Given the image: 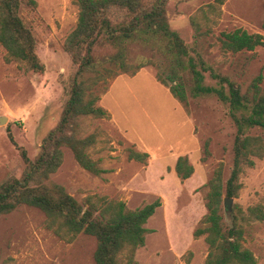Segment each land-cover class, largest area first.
I'll list each match as a JSON object with an SVG mask.
<instances>
[{
	"label": "rangeland",
	"instance_id": "obj_1",
	"mask_svg": "<svg viewBox=\"0 0 264 264\" xmlns=\"http://www.w3.org/2000/svg\"><path fill=\"white\" fill-rule=\"evenodd\" d=\"M34 1L35 6L25 0L20 16L34 34L36 53L45 71L36 73L25 63L6 62V51L0 44V117L7 118L0 124V185L24 173L26 163L19 148L26 150L32 161L38 157L43 140L60 122L77 72L64 49L77 25V4L74 0ZM166 9L171 30L179 34L197 63L204 61L244 93L260 75L264 88V47L234 53L223 49L221 41L222 33L238 28L264 35V0H168ZM161 44L129 42L124 50L105 45L95 49L99 70L112 68L111 60L120 51L129 63L153 58L157 66L100 82L95 87L97 105L109 112V118L79 119L77 135H96L87 152L106 173L91 174L64 147L63 163L49 182L63 186L81 203L88 196L100 195L136 210L160 199L161 207L145 225L150 232L144 246L135 252L136 262L205 264L209 249L206 235L196 236L195 232L205 227L207 184L214 171L223 164L224 181L231 176L237 127L228 104L217 96H190L183 104L158 81L159 72L167 73ZM204 75L205 85L217 86L209 72ZM191 87L187 85L188 91ZM249 133L264 135L258 129ZM131 149L148 153L147 162L130 160ZM183 156L194 167L186 180L175 169ZM254 161L255 165L245 167L240 176L242 188L233 198L231 214L223 202L227 226L235 205L243 210L264 207V157ZM244 226V246L253 251L258 264H264V221ZM96 249L97 239L84 233L71 243L61 240L48 228L45 213L36 207L21 205L0 216V264H95ZM127 260L125 251L120 261L125 264Z\"/></svg>",
	"mask_w": 264,
	"mask_h": 264
},
{
	"label": "trees",
	"instance_id": "obj_2",
	"mask_svg": "<svg viewBox=\"0 0 264 264\" xmlns=\"http://www.w3.org/2000/svg\"><path fill=\"white\" fill-rule=\"evenodd\" d=\"M28 2L36 5L34 0ZM74 2L79 8L78 21L64 44L65 51L77 66L70 98L60 122L43 140L35 160L32 161L26 150L19 148L26 169L20 178L6 180L0 185V216L13 212L21 205L36 207L45 213L48 228L61 240L71 243L81 233L95 237V264H122L120 255L125 251L128 253L125 264H138L135 252L145 244L146 235L150 232L145 225L161 207L160 199L136 210L128 209L123 201L100 195L88 196L81 203L63 186L49 182V179L63 163L64 147L69 148L79 165L91 174L101 176L106 173L87 152L95 144L96 135L78 137L79 119L83 116L109 118V112L97 105L99 96L95 93V87L100 82L114 79L122 73L135 75L144 67L157 66L153 58L137 64L129 63L124 52L120 51L111 60L112 68L99 70L95 49L105 45L124 50L129 42L145 46L162 43L167 73L159 72L156 75L158 81L169 87L170 93L183 104H187L190 96H217L220 101L228 104L229 114L237 127L231 176L224 181L223 164L214 171L207 184L208 214L203 221L205 227L195 232L196 236L206 235L209 249L205 264H258L253 251L243 244L244 225L254 220L264 221V207L257 205L243 210L235 205L230 217L231 224L227 226L223 200L225 197L239 196L243 170L255 165L254 158L264 157V135L249 133L255 129L264 132L262 76H258L244 93L234 81L217 73L204 61L199 60L197 63L190 57L189 49L179 34L170 28L166 9L168 0ZM24 3L25 0H0V44L6 51V62L25 63L28 70L43 73L45 66L36 53L34 34L20 16ZM221 41L223 49L234 53L264 47L263 34L249 33L242 28L222 33ZM205 72L210 73L217 86L205 85ZM92 73L96 75L86 76ZM188 84H192L190 91ZM148 158V153L129 150L130 160L146 163ZM175 169L182 180L190 178L194 173V167L185 156L179 157Z\"/></svg>",
	"mask_w": 264,
	"mask_h": 264
},
{
	"label": "water",
	"instance_id": "obj_3",
	"mask_svg": "<svg viewBox=\"0 0 264 264\" xmlns=\"http://www.w3.org/2000/svg\"><path fill=\"white\" fill-rule=\"evenodd\" d=\"M7 121L6 117H0V124H3ZM224 207L227 211V213L229 211H232L233 209V205H234V199L233 198H224Z\"/></svg>",
	"mask_w": 264,
	"mask_h": 264
},
{
	"label": "bare ground",
	"instance_id": "obj_4",
	"mask_svg": "<svg viewBox=\"0 0 264 264\" xmlns=\"http://www.w3.org/2000/svg\"><path fill=\"white\" fill-rule=\"evenodd\" d=\"M155 106V105H154ZM155 109V108H154Z\"/></svg>",
	"mask_w": 264,
	"mask_h": 264
}]
</instances>
